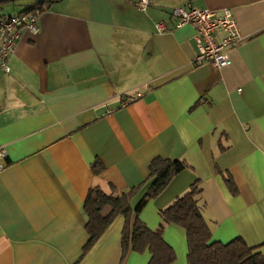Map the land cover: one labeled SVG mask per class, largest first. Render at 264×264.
Listing matches in <instances>:
<instances>
[{
  "label": "crops",
  "instance_id": "0c3cea01",
  "mask_svg": "<svg viewBox=\"0 0 264 264\" xmlns=\"http://www.w3.org/2000/svg\"><path fill=\"white\" fill-rule=\"evenodd\" d=\"M136 1L47 0L38 32L24 31L0 68V264H120L122 215L79 259L84 200L93 186H137L155 156L188 168L139 212L149 229L199 180L211 239L240 236L264 252V0H150L144 11ZM189 4L232 12L242 37L228 65L193 62L194 28L172 16ZM163 239L170 264H186L184 228L166 225ZM149 259L129 251L121 264Z\"/></svg>",
  "mask_w": 264,
  "mask_h": 264
},
{
  "label": "trees",
  "instance_id": "16d2710c",
  "mask_svg": "<svg viewBox=\"0 0 264 264\" xmlns=\"http://www.w3.org/2000/svg\"><path fill=\"white\" fill-rule=\"evenodd\" d=\"M9 1V0H0ZM47 3L37 0L21 11H32L42 8ZM104 166L96 158L91 164L93 173H100ZM188 168L184 160L155 156L148 165V174L144 181L125 191H118L110 184L109 192L99 186L89 188L83 210L86 214L84 229L88 238L82 246L79 259L94 245L98 238L118 215L124 217L121 229L120 264L129 251L142 253L148 251L150 259L147 264H170L175 260L174 250L163 239L166 225L172 223L184 228L186 233L187 254L186 264H264V252L261 245L251 246L237 236L228 242L211 239V231L204 220L200 207L199 195L201 188L199 180L192 182L188 190L166 207L159 210L160 222L155 229H149L139 218V212L150 198L159 195L171 179ZM225 184L231 194L238 193V188L230 175H224ZM146 186L144 195L135 205L131 198Z\"/></svg>",
  "mask_w": 264,
  "mask_h": 264
},
{
  "label": "built area",
  "instance_id": "2783aa9c",
  "mask_svg": "<svg viewBox=\"0 0 264 264\" xmlns=\"http://www.w3.org/2000/svg\"><path fill=\"white\" fill-rule=\"evenodd\" d=\"M149 3L150 0H137L135 6L144 11ZM172 16L175 26L190 24L194 28L193 39L197 50L194 63L208 62L214 67L230 63L227 50L235 46L242 37L230 9L215 11L189 4L174 8ZM154 26L158 32L166 29L163 21L156 22ZM38 30L37 14L32 11L0 16V68L4 72H9L8 57L22 33L28 31L36 34ZM119 100H123L122 106L127 103L121 96ZM6 157L5 147L0 145V171L6 166Z\"/></svg>",
  "mask_w": 264,
  "mask_h": 264
},
{
  "label": "rangeland",
  "instance_id": "374dc122",
  "mask_svg": "<svg viewBox=\"0 0 264 264\" xmlns=\"http://www.w3.org/2000/svg\"><path fill=\"white\" fill-rule=\"evenodd\" d=\"M35 0H9L0 2V16H7L32 5Z\"/></svg>",
  "mask_w": 264,
  "mask_h": 264
},
{
  "label": "water",
  "instance_id": "95a60500",
  "mask_svg": "<svg viewBox=\"0 0 264 264\" xmlns=\"http://www.w3.org/2000/svg\"><path fill=\"white\" fill-rule=\"evenodd\" d=\"M39 3H42L43 2V0H37Z\"/></svg>",
  "mask_w": 264,
  "mask_h": 264
}]
</instances>
